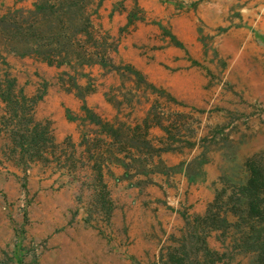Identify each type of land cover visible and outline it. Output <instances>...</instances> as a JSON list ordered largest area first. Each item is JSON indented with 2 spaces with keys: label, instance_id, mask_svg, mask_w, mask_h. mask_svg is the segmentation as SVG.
<instances>
[{
  "label": "rangeland",
  "instance_id": "obj_1",
  "mask_svg": "<svg viewBox=\"0 0 264 264\" xmlns=\"http://www.w3.org/2000/svg\"><path fill=\"white\" fill-rule=\"evenodd\" d=\"M201 1L178 0L175 9L195 10ZM33 5L34 0H0V15L10 8ZM93 22L107 42L110 62L125 66L129 63L125 55L137 59L146 55L149 66L144 76L156 89L144 82L138 85L133 74L101 63L81 64L74 57L72 64L59 65L19 56L3 41L0 74L16 78L27 95L43 96L38 114L45 112L43 120L50 121L52 129L50 115L66 107L77 112L72 100L63 99L61 93L73 97V92L97 91L101 95L94 100L95 106L106 118L138 121L152 113L154 124L155 113L165 118L172 132L173 124L179 122L177 138L197 145L194 151L162 152L153 158L154 165L134 173L102 163L101 177L94 161H102L101 152L108 149L86 123H93L86 110L80 121L83 139L72 134L59 141L56 135L59 148L52 162L37 161L27 171L3 155L10 140L0 133V264H156L161 249L184 227L185 216L205 213L223 187V178L230 183L243 180L246 160L264 153V101L255 98L261 69L250 58L233 60V51L221 55L217 45V37L232 24L210 27L199 18L197 35L178 34L170 20L152 17L138 0H104ZM169 46L180 53L161 62L155 53L149 54ZM132 64L138 70L140 64ZM145 88L150 91L147 95H137V90ZM107 100L115 107L99 105ZM4 106L0 102V117ZM149 137L157 142L172 138L163 129L149 131ZM195 155L199 157L196 165L184 174L182 161ZM137 172L142 178L148 172L153 180L145 179L149 184L142 186L141 176L133 177ZM201 198L208 200L202 209L195 207ZM94 230L106 237L101 240ZM210 244L221 249L215 238ZM250 261L237 256L230 264Z\"/></svg>",
  "mask_w": 264,
  "mask_h": 264
},
{
  "label": "trees",
  "instance_id": "obj_2",
  "mask_svg": "<svg viewBox=\"0 0 264 264\" xmlns=\"http://www.w3.org/2000/svg\"><path fill=\"white\" fill-rule=\"evenodd\" d=\"M103 1L34 0L33 8H10L0 15V41L6 43L11 53L19 56H35L59 65L72 64L74 57L81 64L101 63L123 74H133L138 85L144 82L156 89L133 65L110 62L106 55L107 42L93 22V16ZM94 5L98 6L95 10ZM77 95L84 97L85 93L79 91ZM42 97L27 95L18 87L16 78L0 74V102L5 105L0 117V133L10 140L3 147V155L26 171L37 161L52 162L59 148L51 122L36 117ZM83 109L90 113L92 122L112 137L110 146L103 143L108 149L101 152L105 158L94 161V168L101 177L102 163L109 166L113 158L128 173L132 169H146L162 152H184L197 145L196 141H185L182 136L177 138L181 133L179 122L173 124L175 131L172 132L165 125V118L155 113V123L166 131L168 137L174 135L160 144L148 139L152 113L146 118L145 127H131L125 122L102 121L85 105ZM130 147L140 154L135 155ZM118 153H125V157H119ZM127 158L131 160L126 162ZM198 158L182 161L187 174ZM245 174L243 180L234 183L223 178V187L217 190L205 213L185 216L184 227L179 235L173 234L167 247L161 249L156 264H230L237 256L251 258V264H264V153L246 160ZM211 238L221 242V249L211 246Z\"/></svg>",
  "mask_w": 264,
  "mask_h": 264
},
{
  "label": "crops",
  "instance_id": "obj_3",
  "mask_svg": "<svg viewBox=\"0 0 264 264\" xmlns=\"http://www.w3.org/2000/svg\"><path fill=\"white\" fill-rule=\"evenodd\" d=\"M138 1L141 7L145 8L152 17L157 19L170 20V23L173 26V31L178 34L189 33V34L197 35L198 32H197L196 20H198L199 18L204 20L207 23V25H209L210 27L229 26L232 24V26H230L226 31H224L222 34H220L217 37L218 49L219 51H221L222 53L221 55L223 56H228V54H230L231 51L235 52L232 55L233 60H238V59L242 60L244 58L247 59L250 58L256 62V65L261 69V74L257 79V82L261 84V87L259 89V92L256 93L255 98H259L264 101V0H202L201 3H199L197 9L195 10L186 9L183 11H179L175 9V3L178 0H138ZM183 1L188 2L190 0H183ZM229 20H233V21H229ZM149 28L151 27L149 26L148 29ZM196 44H197L196 45L197 48L201 47V44H199V42H196ZM162 50H153L149 52V54L152 55V53L153 54L155 53L157 56V61L161 62L163 60H166V57H173L175 54L180 53L179 52L180 49L173 46H169ZM129 51L133 52L134 48L130 47ZM125 58L129 62L128 64H132V63L140 64L137 65L138 70L141 71L143 75L146 76L145 73L147 72V67L149 66L147 64V61L145 62V60H148L146 59V55L140 56L139 59L133 57L132 55H129L128 57L125 55ZM147 81L152 83L154 86H156V84H154L153 81L152 82L151 80H147ZM136 92H138L137 95H139L140 93L141 95L142 94L147 95V92L150 91H146L145 88L144 90L139 89ZM73 93H71L74 95L73 97L67 96L62 93H61V97L63 99L67 98L72 100L73 108L77 112L73 113L71 112L70 108L66 107V108H61L59 110V113L53 116L50 115L51 117H49L50 119H53L52 122L53 133L55 134V139H56V135L58 136L57 139L59 141L65 139L66 136L72 134H74L75 139H80V140L83 139L81 133V124H80L81 116L84 115L83 112L85 110L83 109V105L87 106V108L90 111H93L97 116H99L102 121L114 122V123H116V121L118 123L125 122L127 126H131V127H134L136 125L137 126L141 125L142 127H145V120L151 114L149 113L148 116L146 115L143 116V118L139 119L138 121H129L126 119L123 120L118 116L117 117L114 116V118L112 119H110V117L106 118L105 115H102V113L99 112V108L95 106L96 103L94 102L96 98H99L101 93H98L97 91H90L89 93L85 94L84 97L78 96L76 92ZM168 96L174 97V95L171 93L170 94L168 93ZM99 105H104L109 109L115 107L114 106L115 104L108 100L101 102ZM72 114L74 116L76 115V117L71 116ZM44 115L45 112H41L39 116L38 107H37L36 117L39 119H43ZM90 122H91L90 120L86 121V123H88V126L92 128L94 134H96L97 137L101 138L104 144L107 143V146H110L112 142V137L109 136L106 132H104L99 125H97L94 122L93 123ZM156 129L160 130L162 128L158 126L156 123L152 124V121L150 120L149 131H155ZM149 131H148V139H151L155 144H160L159 142H157L155 138L149 137ZM129 150H131V152H134L135 155L140 154L136 149H134V147H130ZM194 150L195 147L193 149H190L189 151H194ZM118 156L124 158L125 153H118ZM195 156L197 157V155ZM195 156L193 157L195 158ZM186 159H187L186 161H189L193 158L189 157ZM128 160L131 159L129 158L125 159L126 162ZM109 162L110 161H108L107 163ZM111 162L114 166H112L111 163H109L110 164L109 166L113 168V170L119 167L120 169H123L122 173L126 172L125 167H123L121 164H118L117 161H115V158H113ZM155 163L156 161H154V163L152 164L154 165ZM183 170H184L183 171L184 174H186L185 167ZM132 171L130 172L131 173L135 172L134 169H132ZM146 173L147 176L145 178H142L144 176H141L142 173H138V172L133 177H136L138 175L141 176L139 178L144 182L143 185L142 184L141 185L145 186L149 184V183H145L144 181L145 179L153 180L152 175L148 172ZM207 202H208L207 199L201 198L199 202L195 204V207L199 206L202 209V205ZM197 211H201V210L197 208ZM90 228L93 230L95 226H90ZM94 231L97 234L99 233L98 230H94ZM100 235L101 236H96V237H99L101 240H103L102 238L104 237L103 234Z\"/></svg>",
  "mask_w": 264,
  "mask_h": 264
}]
</instances>
